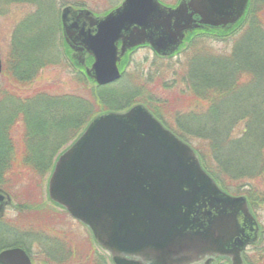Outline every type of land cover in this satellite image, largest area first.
<instances>
[{"label":"water","instance_id":"95a60500","mask_svg":"<svg viewBox=\"0 0 264 264\" xmlns=\"http://www.w3.org/2000/svg\"><path fill=\"white\" fill-rule=\"evenodd\" d=\"M248 4L184 0L172 9L159 0H125L100 19L67 7L62 22L71 47L94 58L87 75L105 86L121 79L120 54L149 44L171 56L189 31L235 25ZM2 74L0 52V80ZM48 193L91 230L114 264H244V251L259 239L247 198L225 192L194 149L144 105L95 118L58 158ZM12 202L0 189V219ZM0 264L33 262L11 248L0 253Z\"/></svg>","mask_w":264,"mask_h":264},{"label":"rangeland","instance_id":"374dc122","mask_svg":"<svg viewBox=\"0 0 264 264\" xmlns=\"http://www.w3.org/2000/svg\"><path fill=\"white\" fill-rule=\"evenodd\" d=\"M124 1L0 0V51L4 65L0 82V98L8 94V97L20 101L44 92L51 96L74 94L90 99L91 91L96 83L87 76L86 70L92 67L94 59L87 57L84 52L75 53L71 50L64 33L63 12L67 7L89 10L100 19L119 8ZM160 1L165 6L176 9L183 0ZM263 13L264 0H253L250 14L234 31L228 34L210 30L197 32L192 39L188 38L172 57L159 56L150 46L139 47L126 53L120 61V67L123 70L122 78L110 85L111 92L107 96L110 98L113 94H118L121 97L98 105L97 111L104 112L100 115L111 112L125 113L134 106L143 104L156 115L166 129L182 141L191 143L194 150L193 145L203 147L204 143L200 142L199 138L186 136L182 126L177 122L178 117L182 118L181 114L195 111L203 115L211 107L209 102L203 100L209 91L202 88V83V85H196L193 82L195 76L191 73V64L193 60H201L200 67L205 68L203 59L208 57L205 59L216 61L217 67L221 69L222 63L226 60L231 61L230 57L235 52L241 54V58L235 57V65L230 67L235 69L238 75L235 78L238 80L237 94L246 92L245 97L241 98H245L242 106L237 109L243 108L242 112H246L258 103L263 105L264 71H256V74L253 71V63H251L253 46L250 42L247 43L254 24L264 27ZM38 38L44 39L43 41H46L49 46L44 45L47 49L45 52L50 61L49 65L44 63L43 68L33 80L18 82L11 74L15 59V40L25 43ZM81 59H84L86 68L80 66ZM90 59H92L91 62ZM219 76L222 75L219 74ZM239 127L242 130L244 123L239 124ZM16 128L15 141L19 143L25 134V125L21 121ZM75 141L76 139L71 140L56 153L54 165L59 156ZM197 156L201 161L198 153ZM207 163L208 168L202 165L205 171L210 175L213 170L217 173L214 165ZM51 173H48L42 185L37 179L31 181L29 178L25 188L22 186L12 193L9 192L13 204L0 221V235L4 236V238L0 237V252L14 246L25 247L29 250L34 264H96V259L102 264H113L110 255L95 243L91 231L49 200L48 183ZM218 185L223 189L220 184ZM261 187L263 188L259 193L264 196V185ZM229 189L223 190L237 196L234 194L235 190ZM257 207L254 214L262 226V236L259 241L262 247L250 248L247 259L251 264H264V200ZM6 232L7 235H5ZM50 245L55 246L51 250H60L61 245H66L65 252L62 253L64 256L57 254L55 256L50 250ZM217 264H228V262Z\"/></svg>","mask_w":264,"mask_h":264},{"label":"trees","instance_id":"16d2710c","mask_svg":"<svg viewBox=\"0 0 264 264\" xmlns=\"http://www.w3.org/2000/svg\"><path fill=\"white\" fill-rule=\"evenodd\" d=\"M197 32L202 31L191 34L189 40ZM212 32L228 34L232 31ZM250 32L247 43L250 42L253 46L251 63L256 74V71H264V27L254 24ZM43 40L38 38L25 43L15 40V59L11 74L18 82L33 80L44 63L49 65L45 52V46H49ZM238 56L241 58V54L235 52L230 57L231 61L222 63V70L217 67L216 61L205 59L208 57L203 59L205 68L200 67L201 60H193V82L196 85L202 83V88L209 91L203 100L209 102L211 107L203 115L195 111L180 113L182 118L178 117L177 122L186 136L199 138L204 143L203 147H193L204 167L208 166L207 162L214 165L217 173L215 170L210 173L217 183L226 191L231 188L235 190V195L246 196L255 213L257 206L264 200V196L259 193L264 185V102L263 105L256 103L246 112H242L243 108L237 109L242 106L245 98H241L246 95V92L237 94L238 80L235 78L238 75L235 69L230 68L235 65V57ZM232 80L235 82L231 84ZM110 87L96 85L91 91L90 99L74 94L51 96L44 92L26 99L21 98L23 100L20 101L8 97V94L0 98V188L12 193L19 187L25 188L29 178L31 181L37 179L42 185L48 173L53 170L56 153L68 142L77 139L95 117L104 113L98 112L97 106L121 97L113 94L107 98L111 92ZM196 89L198 90V86ZM197 95L195 96L198 97ZM21 121L25 125V134L17 143L16 125ZM241 123H244L242 130L239 129ZM20 151L24 153L18 154ZM30 185L32 186V182ZM0 237L4 238L2 235ZM61 246H57L60 250H51L55 246L50 245V250L55 256L57 254L63 257L66 245ZM257 246L260 249L262 244L258 243L254 248ZM27 251L29 252L28 249ZM246 261L251 264L247 258ZM95 262L102 264L97 259Z\"/></svg>","mask_w":264,"mask_h":264},{"label":"flooded vegetation","instance_id":"af4514ba","mask_svg":"<svg viewBox=\"0 0 264 264\" xmlns=\"http://www.w3.org/2000/svg\"><path fill=\"white\" fill-rule=\"evenodd\" d=\"M252 3H253V0H250V4H249V7H248V10L247 11H251V5H252ZM207 261H208V259H207Z\"/></svg>","mask_w":264,"mask_h":264}]
</instances>
